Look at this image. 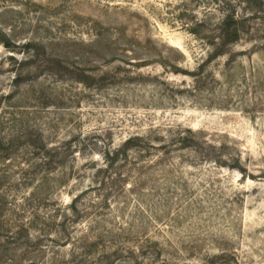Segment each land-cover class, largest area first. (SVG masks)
<instances>
[{
    "label": "rangeland",
    "instance_id": "1",
    "mask_svg": "<svg viewBox=\"0 0 264 264\" xmlns=\"http://www.w3.org/2000/svg\"><path fill=\"white\" fill-rule=\"evenodd\" d=\"M0 264H264V0H0Z\"/></svg>",
    "mask_w": 264,
    "mask_h": 264
}]
</instances>
